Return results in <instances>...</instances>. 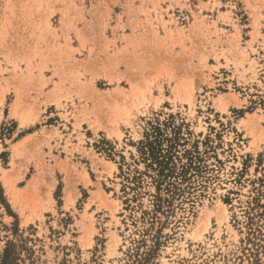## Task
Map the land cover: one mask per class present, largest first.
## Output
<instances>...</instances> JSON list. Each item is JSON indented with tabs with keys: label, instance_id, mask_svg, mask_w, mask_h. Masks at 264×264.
Returning <instances> with one entry per match:
<instances>
[{
	"label": "rangeland",
	"instance_id": "1",
	"mask_svg": "<svg viewBox=\"0 0 264 264\" xmlns=\"http://www.w3.org/2000/svg\"><path fill=\"white\" fill-rule=\"evenodd\" d=\"M0 264H264V0H0Z\"/></svg>",
	"mask_w": 264,
	"mask_h": 264
},
{
	"label": "trees",
	"instance_id": "2",
	"mask_svg": "<svg viewBox=\"0 0 264 264\" xmlns=\"http://www.w3.org/2000/svg\"><path fill=\"white\" fill-rule=\"evenodd\" d=\"M153 132L155 133L154 139H146L144 142H141V157L145 162L146 169L148 168L155 171V174L152 177L157 184V188H160L165 184L164 189L172 195L175 193L177 187L175 186L174 181H170V178H178V176L183 178L186 174V167L185 164H182L179 166V172H177L178 167L175 161L177 156L175 157L174 154L176 142L173 140L167 148H163L160 136H156L157 133L155 130H153ZM132 179L136 181L138 178L135 176ZM157 199L160 205L163 201L160 196H157Z\"/></svg>",
	"mask_w": 264,
	"mask_h": 264
}]
</instances>
